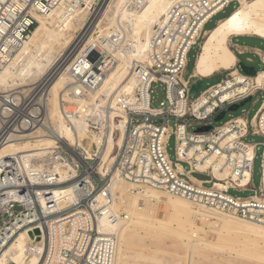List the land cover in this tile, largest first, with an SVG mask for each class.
<instances>
[{
	"label": "built area",
	"instance_id": "built-area-1",
	"mask_svg": "<svg viewBox=\"0 0 264 264\" xmlns=\"http://www.w3.org/2000/svg\"><path fill=\"white\" fill-rule=\"evenodd\" d=\"M61 2L0 0V76L38 26L31 9L46 15ZM231 4L238 5L235 0H213L210 5L206 0H188L172 7L169 17L153 30L148 65L131 61L130 79L121 87L115 106L107 97L93 98V94L117 67L116 54L127 53L122 46L126 33L121 25L112 28L109 36L102 35L108 30L90 32L97 40L82 58L89 68L84 73L70 72L66 87L70 91L61 97V116L69 132L79 135L76 122H80L87 129L82 133L100 138L99 148L92 141L90 154L79 143L50 136L54 131L47 112L49 93L43 85L0 93V151L35 130L56 137L57 143L54 154L44 158L26 160L22 153L0 158V252L21 231L41 225L45 249L39 264H46L51 252L49 264H107L112 258L113 236L100 233L98 220L117 221L112 214L115 198L108 190L114 177L137 191L157 190L196 208L264 226V50L254 52L263 65L255 76L242 73L236 64L235 72L222 73L225 78L220 83L195 98L191 89L196 77L187 72L190 52L195 47L201 50L205 26ZM72 6L85 7L82 0ZM96 8L97 4L90 16ZM158 88L163 99L154 106ZM254 98V103L262 100V105L253 118L244 113L217 125L215 120L222 112ZM77 99H82L74 103L79 105L71 107ZM203 128L209 130L199 132ZM250 137L263 141L249 142ZM171 139L175 160L169 154ZM260 148L261 181L255 188ZM108 151L112 160L104 164L102 174L98 167ZM197 173L210 180L198 181ZM71 187L75 189L73 202L59 208L53 191ZM232 192L251 195L240 197ZM100 196L102 205L94 209ZM55 222L51 239L50 225Z\"/></svg>",
	"mask_w": 264,
	"mask_h": 264
},
{
	"label": "bare ground",
	"instance_id": "bare-ground-1",
	"mask_svg": "<svg viewBox=\"0 0 264 264\" xmlns=\"http://www.w3.org/2000/svg\"><path fill=\"white\" fill-rule=\"evenodd\" d=\"M74 1L62 0L58 7L46 15H42L35 8L31 9L38 26L30 41L25 44L0 76V93H5L9 89L28 90L34 83L41 82L46 92L49 93L47 112L54 131L50 136L56 134L65 137L67 126L61 116V97L65 92L70 91L66 88L70 81V72L72 74L74 71L84 73L89 68L82 58L87 48L94 45L97 40L95 34L91 35L90 32L108 30V33L102 35L109 36L112 28H119L121 25L126 33L122 46L124 50H128L127 53L116 54L119 57L117 67L106 76L104 84L93 94V98L102 95L109 99V104H115L118 101L117 97L120 95L121 87L130 79L131 61L148 65L150 39L155 26L162 24L165 16L169 17L172 7L188 0H82L85 7L77 9L72 6ZM212 1L206 0V4L210 5ZM235 1L240 4V7L220 21L211 31H206L201 53L197 55L195 63L193 73L195 77L205 76L208 70L212 73L221 68L234 66L237 57L227 46L231 37L256 36L264 39V0ZM95 4L97 8L90 16ZM55 69L58 70L55 71ZM93 74L98 76L97 73ZM81 100H73L72 104L70 103L71 107L78 106L79 104L74 103L81 102ZM76 125L79 128V135L69 132L70 141L75 144L79 143L89 154L92 153L89 147L92 141L96 140L97 148L100 147V138L94 139L82 133L87 129L82 128L80 122H76ZM23 139L27 140H25L26 146H17ZM86 140H90L88 146L84 145ZM55 145H57L56 137L48 138L41 131L35 130L25 138L15 139L4 147L0 151V158L7 155H19V153H22L26 160L44 158L54 154V149L51 147ZM94 153L98 152L94 150ZM111 160L109 159L108 162ZM262 183L264 185V177ZM133 189L134 186L129 182L117 177L113 178L108 187L115 198L112 210L114 216L117 217V222L109 231L105 223L108 218L98 220L100 233L113 236L112 258L111 261L106 262L107 264H126L127 251L133 246V241L137 238L142 241L137 235L138 231L153 233L155 238L163 242L167 239H175L184 243L185 239H189L193 241L194 247L198 248L205 238L199 233L204 229L197 228V224L211 214L216 217L217 222L214 225L217 228L215 227L214 230L218 233L219 240L235 235L240 236L246 242H253L254 246L259 247L257 257L264 264L263 225L246 222L225 214L212 213L205 207L196 208L185 199L172 197L157 190L145 189L142 193L135 194ZM74 193L73 187L54 190L53 195L58 207L65 208L73 202ZM118 195L121 200L123 199L122 202L128 215L126 219H121L117 211L116 197ZM163 195L171 205L170 218L167 221L160 222L148 209L144 210L138 205L132 209L128 207L136 203L138 197H142L140 200L144 199L148 204L150 199H159ZM98 201L99 203L93 206L94 209L102 205L103 197L100 196ZM55 225L56 222L50 225L51 239H54ZM43 233L45 230L41 225L21 231L15 241L0 252V264H39L41 254L45 249ZM163 250L160 248L156 253L160 255ZM249 251L234 253L235 256H243L246 253L248 256ZM52 256L53 252L46 264L50 263ZM162 260L164 259H158L160 262ZM143 261L144 256L141 254L137 264H143Z\"/></svg>",
	"mask_w": 264,
	"mask_h": 264
},
{
	"label": "rangeland",
	"instance_id": "rangeland-1",
	"mask_svg": "<svg viewBox=\"0 0 264 264\" xmlns=\"http://www.w3.org/2000/svg\"><path fill=\"white\" fill-rule=\"evenodd\" d=\"M252 1V0H248ZM238 3V2H237ZM240 4H231L227 9H225L224 12L218 14L216 17H214L206 26L205 31H211L213 28H215L219 21L225 19L226 17L230 16L235 9L239 8ZM205 41V37L201 42V46L203 45ZM234 42L236 44H239L241 46L247 45L252 48H259L261 50H264V42L256 40V39H242L238 38L235 39ZM227 46L230 48V41L227 44ZM202 50V48H201ZM201 50L199 51V47H195L189 54V63L187 67L188 74H192L194 71L195 62L197 60V57L200 55ZM232 52L233 50L230 49ZM71 51V50H70ZM198 55V56H197ZM248 58L252 59V64L248 62ZM240 62L244 63L246 66H250L256 69V71L262 70V67L260 66V62L256 56L251 55H242L239 56ZM58 69H55L57 71ZM54 71V72H55ZM230 72V71H229ZM242 72V71H241ZM209 72V70L207 71ZM206 73V74H207ZM222 73H226L221 70L220 73L215 74L214 76L202 80V86L199 91V93H193L192 97H197L201 92L205 91L211 86H215L218 83L222 81V79L225 78ZM243 73V72H242ZM201 78H196V82L200 80ZM38 84H41V82H37ZM34 83V84H37ZM42 85V84H41ZM31 88V87H30ZM29 88V89H30ZM45 89V88H44ZM163 95L161 92V89H157L156 91V99L154 102V106L158 105L160 101H162ZM256 98L246 103L243 107H241L236 112H230L227 114V116L217 125L223 124L227 122L228 120L232 118H236L239 116L244 115V113H249L248 118H253L256 113L258 112L259 108L262 105V100H259L258 102L254 103ZM110 105L115 106L114 103H110ZM197 129V128H195ZM194 129V130H195ZM69 130L66 127L65 130V138L69 140ZM24 140V139H23ZM20 140L19 144L17 146L24 147L26 146V141ZM249 142H262L263 138L261 137H250L248 139ZM71 143H74L70 141ZM24 144V145H23ZM75 144V143H74ZM56 145L54 147H51L52 149H55ZM112 147V141L109 143V150ZM175 141L174 139H171L170 141V150L169 154L171 156L172 160H175ZM261 152L262 148H260L258 159L255 164V172H254V186L255 188H259L260 181H261ZM109 151L105 154V156L101 159V162L98 167V172L104 174V171H102L104 164L108 162L109 160ZM194 178L198 181H207L210 180V177L206 176L205 174H194ZM143 191H137L135 188L133 189V193L140 194ZM233 195L240 196V197H247L251 195V193H236L232 192ZM142 197H138V200L135 204V206L128 205L129 208H136L138 205L140 208L148 209L151 214H154L156 219L160 222H164L169 220L170 218V208L171 205L168 202V199L166 196H161L159 199L152 198L148 201V204L143 200H140ZM123 200V199H122ZM120 196L118 195L116 197V208L120 215L121 219H126L128 217L127 211L125 209V205L123 204ZM149 206V208H148ZM113 214V210H112ZM114 215V214H113ZM210 215V214H209ZM215 215L207 216L205 219H203L201 222H199L197 225V228H202L204 231H199V233L205 238L198 248L194 247L193 241L189 239H185L184 243H181L179 240L175 239H167L166 241H161L158 238H155L153 236V233H146L145 231H138L137 235L142 239V241L135 239L133 241V246L130 247V249L127 251V259L126 264H137L139 255L142 254L144 256L143 264H263L260 261L259 256V247H256L253 245V242H246L241 239L240 236H231L227 237L225 239L219 240L218 233L215 232L214 228L216 227L214 225L216 221ZM176 221V219H174ZM117 222V221H116ZM109 222V220H106V226L107 230L111 231L113 226L116 224ZM99 223V222H98ZM214 225V226H213ZM217 228V227H216ZM199 230V229H198ZM142 232V233H141ZM164 249L163 253L158 255L156 252L160 249ZM246 250H250L245 255H237L235 256L236 251L244 252ZM198 251V252H197ZM234 253V254H233ZM250 255V256H249ZM233 256V257H232ZM184 257V258H183ZM244 257V258H243ZM238 258V259H237ZM252 260H250V259ZM154 259V260H152ZM158 259H164L162 262L158 261ZM231 260V261H229ZM155 261V262H154ZM154 262V263H153Z\"/></svg>",
	"mask_w": 264,
	"mask_h": 264
},
{
	"label": "crops",
	"instance_id": "crops-1",
	"mask_svg": "<svg viewBox=\"0 0 264 264\" xmlns=\"http://www.w3.org/2000/svg\"><path fill=\"white\" fill-rule=\"evenodd\" d=\"M222 21V20H221ZM220 22V21H219ZM238 38H242V39H256V40H259V41H262L264 42V39L262 38H259V37H256V36H233L230 38V49L233 50V53L235 54V56L237 57V62L234 64L233 67H230V68H221L219 71L217 72H212V73H207L205 76L204 75H200V76H197L196 78H201V80L205 79V78H210L212 76H214L215 74H218L222 71H230L232 72L234 70V67L236 66V64L239 65L240 63V59H239V56H242V55H253V56H256L254 52H256V50H259V48H252V47H249L247 45H244V46H241L239 44H236L234 42L235 39H238ZM261 50V49H260ZM257 57V56H256ZM258 58V57H257ZM259 62H260V66L262 67L263 69V65L260 61V59L258 58ZM248 62L252 64V59L248 58ZM196 63V62H195ZM250 67V66H249ZM253 68V67H251ZM255 69V68H254ZM194 70H195V66H194ZM256 70V69H255ZM261 71V70H260ZM259 72V71H257ZM194 73V71H193ZM195 77V76H194Z\"/></svg>",
	"mask_w": 264,
	"mask_h": 264
},
{
	"label": "water",
	"instance_id": "water-1",
	"mask_svg": "<svg viewBox=\"0 0 264 264\" xmlns=\"http://www.w3.org/2000/svg\"><path fill=\"white\" fill-rule=\"evenodd\" d=\"M239 68L240 70L246 74L247 76H255L257 71L254 69V68H251V67H248L246 66L244 63L240 62L239 63ZM201 86H202V80H198L195 85L192 86V89H191V93H199L200 89H201ZM249 101H251V99H248L244 102H242L240 105H234V106H231L227 112H222L217 118H216V123H219L221 122L224 117L227 115V113H230V112H236L238 111L241 107H243L246 103H248ZM209 128H203V129H200L199 132H202V131H208Z\"/></svg>",
	"mask_w": 264,
	"mask_h": 264
}]
</instances>
